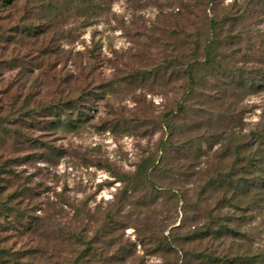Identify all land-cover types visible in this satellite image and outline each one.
Wrapping results in <instances>:
<instances>
[{
  "label": "rangeland",
  "instance_id": "obj_1",
  "mask_svg": "<svg viewBox=\"0 0 264 264\" xmlns=\"http://www.w3.org/2000/svg\"><path fill=\"white\" fill-rule=\"evenodd\" d=\"M76 262L264 264V0H0V264Z\"/></svg>",
  "mask_w": 264,
  "mask_h": 264
},
{
  "label": "trees",
  "instance_id": "obj_2",
  "mask_svg": "<svg viewBox=\"0 0 264 264\" xmlns=\"http://www.w3.org/2000/svg\"><path fill=\"white\" fill-rule=\"evenodd\" d=\"M13 0H2V2L3 3H11ZM32 27L30 26L29 27V31H30V29H31ZM208 47H206V49H207ZM192 68H190L187 72L189 73V76H190V78H191V80H193V74H192ZM78 262H76V264H77Z\"/></svg>",
  "mask_w": 264,
  "mask_h": 264
}]
</instances>
